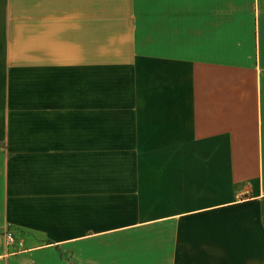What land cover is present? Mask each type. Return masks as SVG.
Listing matches in <instances>:
<instances>
[{
  "label": "crops",
  "instance_id": "0c3cea01",
  "mask_svg": "<svg viewBox=\"0 0 264 264\" xmlns=\"http://www.w3.org/2000/svg\"><path fill=\"white\" fill-rule=\"evenodd\" d=\"M0 264H264V0H0Z\"/></svg>",
  "mask_w": 264,
  "mask_h": 264
},
{
  "label": "built area",
  "instance_id": "2783aa9c",
  "mask_svg": "<svg viewBox=\"0 0 264 264\" xmlns=\"http://www.w3.org/2000/svg\"><path fill=\"white\" fill-rule=\"evenodd\" d=\"M11 239H12V235H11L9 232H6V233H5V240H6L7 242H10Z\"/></svg>",
  "mask_w": 264,
  "mask_h": 264
}]
</instances>
